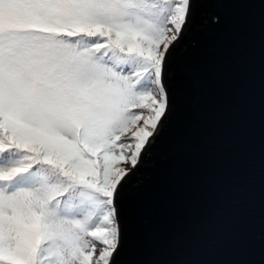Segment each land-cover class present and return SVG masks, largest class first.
<instances>
[{"label": "snow or ice", "instance_id": "obj_1", "mask_svg": "<svg viewBox=\"0 0 264 264\" xmlns=\"http://www.w3.org/2000/svg\"><path fill=\"white\" fill-rule=\"evenodd\" d=\"M194 2L0 0V264H117Z\"/></svg>", "mask_w": 264, "mask_h": 264}, {"label": "water", "instance_id": "obj_2", "mask_svg": "<svg viewBox=\"0 0 264 264\" xmlns=\"http://www.w3.org/2000/svg\"><path fill=\"white\" fill-rule=\"evenodd\" d=\"M166 126L117 200V264H264V0H195Z\"/></svg>", "mask_w": 264, "mask_h": 264}]
</instances>
